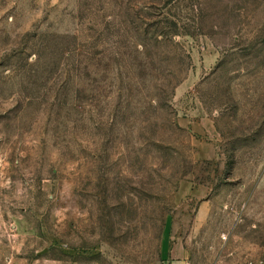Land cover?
Returning <instances> with one entry per match:
<instances>
[{
    "label": "rangeland",
    "instance_id": "rangeland-1",
    "mask_svg": "<svg viewBox=\"0 0 264 264\" xmlns=\"http://www.w3.org/2000/svg\"><path fill=\"white\" fill-rule=\"evenodd\" d=\"M167 247L264 258V0H0V264Z\"/></svg>",
    "mask_w": 264,
    "mask_h": 264
},
{
    "label": "crops",
    "instance_id": "crops-1",
    "mask_svg": "<svg viewBox=\"0 0 264 264\" xmlns=\"http://www.w3.org/2000/svg\"><path fill=\"white\" fill-rule=\"evenodd\" d=\"M172 255H171V249L170 247H167L165 249V263L164 264H182L183 263V260L181 257H177V258H171ZM169 260V261H168Z\"/></svg>",
    "mask_w": 264,
    "mask_h": 264
},
{
    "label": "built area",
    "instance_id": "built-area-1",
    "mask_svg": "<svg viewBox=\"0 0 264 264\" xmlns=\"http://www.w3.org/2000/svg\"><path fill=\"white\" fill-rule=\"evenodd\" d=\"M182 264H189V262L187 260H183ZM239 264H264V258H260V259L248 258L243 260Z\"/></svg>",
    "mask_w": 264,
    "mask_h": 264
}]
</instances>
